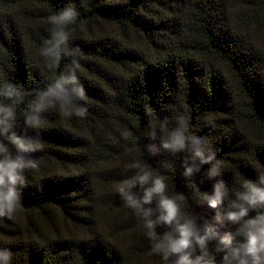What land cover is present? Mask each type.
<instances>
[{"label": "trees", "instance_id": "trees-1", "mask_svg": "<svg viewBox=\"0 0 264 264\" xmlns=\"http://www.w3.org/2000/svg\"><path fill=\"white\" fill-rule=\"evenodd\" d=\"M62 13L73 19L50 20ZM61 77L64 107L50 97L33 111ZM0 104L34 146L0 136L26 162L18 207L0 217V264H225L223 238L244 240L228 212L246 184L264 189V0H0ZM174 133L179 151L164 147ZM145 173L127 190L140 199L162 178L179 222L210 233L204 249L154 251L176 223L159 221L160 197L134 209L119 192Z\"/></svg>", "mask_w": 264, "mask_h": 264}, {"label": "clouds", "instance_id": "clouds-1", "mask_svg": "<svg viewBox=\"0 0 264 264\" xmlns=\"http://www.w3.org/2000/svg\"><path fill=\"white\" fill-rule=\"evenodd\" d=\"M73 19L70 13H62L59 16L50 17V20L56 24H65ZM56 43L53 48H58L61 43L66 39V35L61 32L54 34ZM53 49L45 50L44 54L49 55ZM75 79V78H73ZM64 78L61 77L56 83L51 86L41 96V102L36 104L33 111H40L44 106L43 101L48 98H54L56 101H60L61 107H64L63 102L68 101V93L64 88ZM10 95V93H8ZM81 97L83 94L81 93ZM66 115L71 113L65 112ZM76 115L83 117L85 115L84 109H76ZM15 113L11 106L0 104V136H5L19 149L27 151L34 150V146L31 143H26L25 140L17 136L14 132H11L12 124L10 121L14 119ZM27 123L39 126V119L36 116H29ZM166 149L173 151H179L184 147V138L181 134H172L170 140L164 144ZM5 146L0 143V154L6 153ZM199 157L202 154L197 152ZM27 165L35 167L34 162L28 161ZM26 166V162L21 158L13 159L10 155H4L0 159V217L9 216L15 212L18 207L17 196L15 193V185L18 182H22V177L19 175L18 170H22ZM191 172V169H188ZM150 175L145 173L138 175L134 181L122 182L119 192L125 196L127 206L138 209L142 204H150L154 196L160 197L159 208L160 216L159 221L166 224L176 223L175 236L166 235L164 240L157 244L154 251H162L167 257L168 254L185 253L191 249L193 245L199 246L204 249L210 239V233L208 231L201 232L191 222L180 223L179 207L175 200L170 199L164 195L166 185L162 178L157 177L152 180L151 186L146 188L143 196L140 199L135 198L127 189L138 182L141 185L149 182ZM7 188V191L4 189ZM246 191L239 195V199L243 201V204H233V208L237 210L229 211L227 218L233 223H241L243 221L242 234L244 240L242 242L233 243L232 236H226L223 238L222 243L226 252L224 256L225 264H264V214L258 215L255 219L243 220L248 215L250 208H255L257 205H264V189L258 188L251 183L245 185ZM221 200L220 188L217 187L215 194L207 198V202L210 206L216 207ZM247 205V206H244ZM147 214V213H146ZM152 221H148V226H152ZM180 264H191L188 261L186 255L181 257Z\"/></svg>", "mask_w": 264, "mask_h": 264}]
</instances>
